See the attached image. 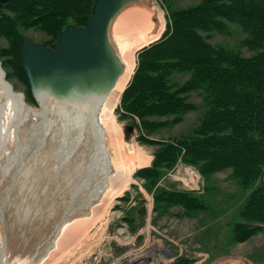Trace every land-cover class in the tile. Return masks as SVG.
Wrapping results in <instances>:
<instances>
[{"label":"rangeland","instance_id":"374dc122","mask_svg":"<svg viewBox=\"0 0 264 264\" xmlns=\"http://www.w3.org/2000/svg\"><path fill=\"white\" fill-rule=\"evenodd\" d=\"M204 1L151 0V5H156L155 8L161 12L165 21L166 28L162 32L163 36L169 32L170 25L178 14L191 10ZM255 1L262 2L254 8L255 12L260 14L264 0ZM228 4L232 3L228 2ZM0 14L5 15L6 18L11 15L3 5L0 7ZM204 18H206L205 15L202 16V19ZM11 19L15 17L12 15ZM220 19L221 26L209 24L210 27L207 30L197 29L193 21L186 25L191 29L193 25L197 32L204 36L212 53H225L226 57L232 56L234 60L240 57L248 59L260 54V65L264 68V39H260L264 37V27L262 31H259L255 25L245 21L246 18L238 14L232 19L225 17ZM262 23L264 26L263 20ZM111 29L110 24L109 33ZM255 29L259 33L260 41L252 43L253 35H257ZM18 30L20 39L17 43L15 41L13 43L0 27V67L12 91L23 94L25 103L30 107L41 109L30 91L24 73L19 68L20 56L18 58L15 56V46L20 48L21 38L24 35L42 43L47 42L50 36L43 27L39 26L21 25ZM109 36L112 37L111 34ZM141 49L136 54L137 62L134 72L141 59ZM143 59L145 63L147 56ZM144 63H142L139 78L143 70H146L147 65ZM261 74L264 76V70L259 73ZM190 77L191 73L187 71L173 75L180 86L186 84ZM205 83L195 84L197 86L190 85L183 88V92L177 87V94L180 93L177 100L182 101L180 105L176 104L173 107L174 112L164 115L147 113L145 108L127 110L122 99L126 87L124 88L119 103L114 109L115 119L122 128L123 140L136 144L145 154L151 155L150 164L141 168L137 167L132 172L124 190L112 199L110 206L100 216L89 215V224L81 228L79 234L83 232V235L73 241V247L69 253H60L59 257L47 264H128L127 251L130 248L140 247L149 249L143 252L148 264L152 261L154 264H264V153L261 157L257 155L258 151H261L259 147L262 142L258 140V143L252 146L256 155H252L250 163L248 151L241 146L246 144L241 138L243 132L231 121L240 118L246 122L247 119H251V113L237 109L228 100H219L217 92L223 86H218L217 83L211 84L210 80ZM252 87L250 85L248 89L251 90ZM262 89L263 91L256 90L260 93L257 96L258 99L264 98V85ZM63 104L58 105L64 109ZM223 107L228 112L220 110ZM71 109L65 110L72 113ZM60 111L56 110L58 114ZM62 112L64 113V110ZM70 113L67 115L70 116ZM253 116L255 119V113ZM254 119L246 124L249 128L247 134L252 139H256L258 133L262 135L264 132V125L259 126L253 122ZM31 122V125H34L33 129L40 131L42 121ZM56 123L57 120H53L49 126L51 138H60L61 134H64V132L60 133L64 130L59 129ZM125 125L135 126L136 133L129 140L124 137ZM238 125L244 126L240 122ZM68 133H65V139H62L63 147L66 143V145L73 143L71 139L69 140ZM223 137L229 138V142L234 141L235 148L238 150L226 146L222 148L210 142ZM48 146L50 152L51 147ZM48 146L44 144L43 147L38 148L37 155L40 154L41 157L36 158L28 171L29 173L36 167H38L37 171L42 169V173L39 174V176L42 175L41 179L39 180L38 177L35 182H28L23 189L19 186L12 188L17 192L16 198L21 199V202L29 197L25 195V192L28 194L29 191H37L32 200L36 215L32 213L34 215L32 217L30 214L27 217L28 221L20 227L21 235L18 237H24V239L17 240L18 246L25 243L27 248L41 249L45 244L40 240L45 238V232H49L53 224L55 227L58 226L59 220L67 214L66 211L78 210L91 202L87 196L89 189L84 179L85 174H83L85 181L81 179L83 170L75 173L76 170L73 172L70 164L66 162L67 158L78 159L72 151L64 152L59 148L57 152H64L65 156L57 153L61 164L54 161L51 163L55 171L51 175L54 179L49 183L46 181L51 173L47 163L48 155L45 153L48 152ZM217 149L222 150L225 159L215 160ZM248 150L251 154L254 153L250 146ZM4 161L3 157L0 169L5 168ZM86 162L89 164L90 161L86 160ZM19 167L20 160L17 161L15 158L12 163L7 164L6 176L16 177L14 174L21 171ZM189 171L195 175L193 183H191ZM9 181L12 182L10 179ZM2 189L6 193L9 187L6 184V188ZM45 193H47V199H44V196L39 199ZM22 210L20 204L16 206L17 214H20ZM52 218L58 224L55 221L53 224L50 223ZM7 231H9V237L14 233L9 228Z\"/></svg>","mask_w":264,"mask_h":264},{"label":"bare ground","instance_id":"6f19581e","mask_svg":"<svg viewBox=\"0 0 264 264\" xmlns=\"http://www.w3.org/2000/svg\"><path fill=\"white\" fill-rule=\"evenodd\" d=\"M151 4V0H141L128 4L115 15L111 22L112 29L109 34L112 37L110 36V39H112L111 41L123 63L124 69L115 86L104 99L86 102L73 101L65 103V105L54 100H49L45 104L53 114L50 115V118L55 115L57 117L56 124L59 129L64 130L60 132H64L60 138H51L50 127L48 125L52 121L45 118L48 116L46 113L43 114L44 119L41 116L37 117L43 123L40 131L33 129L34 125H31V121L34 120L35 114L40 115L41 109L30 108L25 103L23 94L12 91V87L4 81L2 70L0 69V164L3 157L5 160V168L0 169V264H47L54 258L59 257L60 253H69L70 249H72L71 247H73V241L80 235H83V232L79 234L81 228L89 224V215L100 216L110 206L112 199L124 190L132 172L137 167L141 168L150 164L151 155L145 154L136 144L123 140L122 128L115 119L114 109L118 105L122 91L134 72L137 51L144 45L154 41L165 29V21L161 16V12ZM58 104H63L65 106L64 109ZM66 108H72L73 112L70 113L65 110ZM57 109L61 110L59 114L56 112ZM63 110L64 113L62 112ZM69 113L71 114L70 116L67 115ZM67 132H69V140L71 139L70 141L74 144H68V147L66 143L63 147L64 143L62 139H65L64 136ZM135 133L136 131H134L129 139ZM44 144L51 147L50 152L49 146L47 147L48 152H45L48 155L47 163L50 167L49 169H51V173L47 176L46 181L49 183L54 179L51 175L55 171L52 169L51 163L54 161L61 164L57 153L65 156L64 152L72 151L78 159L73 160L71 158V160L67 158L66 162L70 164L73 172L76 170L75 173L83 170L81 179H83V174H85L84 179L88 183L87 189H89L87 196L91 202L78 210L75 208L76 210L69 209L68 212L66 211L67 214L63 219L59 220L60 224L55 221L57 217L54 216L55 219L52 218L50 223L52 222L53 224L55 221L58 226L55 227L54 224H51L53 226L52 229L49 232H45V238L40 240L45 244L44 248H27L25 243V245L21 244L18 246L17 240L24 239V237H18L21 235L20 227L23 226L22 224L28 221L27 217L30 214L32 217L34 216L32 214L34 213V203L32 200L37 191H29L28 194L25 192V195L29 197L27 200H22L23 202H21V199L16 198L17 192L12 188L19 186L20 189H23L28 182H35V180H38V177L39 180L41 179L42 175L39 176V174L42 173V169L41 171H37L36 168L38 167H36L33 171V168L31 172L28 173V171L36 158L41 157L40 154L37 155L39 152L38 148L43 147ZM59 148L64 152H57ZM15 158H17V161L20 160L19 169L21 168V174L18 171L16 175L14 174L16 177H7L6 170L9 168V165L8 168L6 166L12 163ZM86 160L90 161L89 164ZM19 174L20 176L17 177ZM189 176L193 183L195 175L189 172ZM9 179L12 180L11 183ZM6 184L9 189L4 193L2 188H6ZM46 194L41 195L39 199L43 196L44 199H47ZM19 204L23 210L20 214H17L16 206ZM8 228L14 232L10 237L9 231H7ZM87 228L85 229L87 230ZM17 232L19 233L17 234ZM29 242L32 243V241ZM148 250L145 247L130 248L127 251L129 257L128 264H148L145 261L147 258L144 255V251ZM72 254L74 253L72 252ZM149 264L154 263L152 261Z\"/></svg>","mask_w":264,"mask_h":264},{"label":"trees","instance_id":"16d2710c","mask_svg":"<svg viewBox=\"0 0 264 264\" xmlns=\"http://www.w3.org/2000/svg\"><path fill=\"white\" fill-rule=\"evenodd\" d=\"M228 2L232 4L230 5ZM93 3L94 0H8L0 3V7L2 5L5 6V9L9 10L11 15L6 18L5 15L2 16L0 14V27L7 33L13 43L14 41L17 43L20 39L18 27L21 25L43 27L50 36V39L45 42L49 45L57 40L66 25H84L92 14ZM261 3V1L255 0H205L191 10L178 14L176 19H173L168 33L164 36L162 33V36L160 35L150 44L142 47L140 51L142 60L140 59L130 83L122 94L125 108L129 111L133 108H145L147 113L156 115L170 114L174 112L173 107L176 104L180 105L182 101L180 99L177 100L178 94H180L179 92L177 94V87L183 92V88H187L190 85L197 86L195 84L198 83L204 84L207 80H210L211 84L217 83L218 86H223L217 92L219 100H228L237 109L251 113V119H247L246 122L240 118H236L231 122L243 132L241 138L246 144L241 146L248 151L249 162L252 155H256L253 145H256L258 140L262 142L261 147H259L261 151L257 150V155L261 157V154L264 153V132L262 135L258 133V137L252 139L247 134L249 128L246 125L254 119L253 113H255L253 122H256L259 126L261 124L264 125V98L260 97L258 99L257 96L260 93L256 91L258 89L263 91L264 85V76L263 74L259 75L264 70L263 65H260L259 61L260 54L248 59L240 57L234 60L232 56L226 57L225 53H221L223 56L220 53H212L204 36L197 32L198 28L207 30L210 27L208 26L209 24L221 26V17L232 19L237 14L240 17H245V21L247 20V22L255 25L259 31H262V27H264L262 23V20L264 21V5L260 9V14L255 12L254 9ZM153 7H156V5L153 4ZM12 15L15 19H11ZM204 15L206 18L202 19ZM192 21L197 29L193 25L192 29L186 25V23L188 24ZM255 34L257 35H253L252 43L264 39V37L259 39V33H257L256 29ZM15 48V56L18 58L20 56V48H17V46ZM144 56H147L145 63L143 62ZM142 63L147 66L139 78ZM18 64L20 65L19 61ZM186 71L191 73L190 80L180 86L174 80L173 75L174 73ZM136 78L139 79L136 80ZM250 85L253 86L251 90L248 89ZM172 88L176 91H173ZM150 97L153 98L149 99ZM222 109L228 112L224 107L220 110ZM238 122L244 126L240 127ZM228 139L223 137L221 139H213L210 142H214L213 145L216 144L222 148L226 146L234 149L235 142H229ZM249 146L253 149V154L248 150ZM215 151H217L215 154L216 161L221 160V158L225 159L222 150L217 149Z\"/></svg>","mask_w":264,"mask_h":264},{"label":"water","instance_id":"95a60500","mask_svg":"<svg viewBox=\"0 0 264 264\" xmlns=\"http://www.w3.org/2000/svg\"><path fill=\"white\" fill-rule=\"evenodd\" d=\"M138 1L141 0H94L92 14L85 24L66 25L51 46L22 36L20 66L42 111L34 115L33 121L40 116L44 119L45 113L46 119L57 120L55 115L50 118L53 114L45 106L49 100L86 102L102 100L110 93L124 66L110 39L109 26L123 7ZM123 131L129 139L135 126L125 125Z\"/></svg>","mask_w":264,"mask_h":264},{"label":"built area","instance_id":"2783aa9c","mask_svg":"<svg viewBox=\"0 0 264 264\" xmlns=\"http://www.w3.org/2000/svg\"><path fill=\"white\" fill-rule=\"evenodd\" d=\"M190 172V171H189ZM190 174H192L191 172H190ZM194 175V174H193ZM192 183V182H191Z\"/></svg>","mask_w":264,"mask_h":264}]
</instances>
